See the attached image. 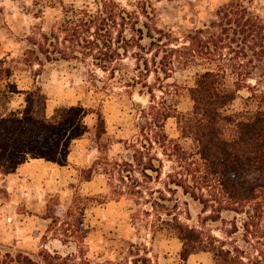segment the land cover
Wrapping results in <instances>:
<instances>
[{
  "label": "rangeland",
  "instance_id": "1",
  "mask_svg": "<svg viewBox=\"0 0 264 264\" xmlns=\"http://www.w3.org/2000/svg\"><path fill=\"white\" fill-rule=\"evenodd\" d=\"M92 1L0 0V58L13 67L18 90L0 86L2 114L23 111V91L30 90L37 116L53 117L82 103L100 110L105 120V133L98 137L97 115L84 118L82 137L72 142L64 163L28 159L12 171H0L1 253L22 251L37 260L41 252L57 253L65 264H215L209 252L181 258L182 242L170 222L177 216L183 224L224 240L226 247L240 248L246 262L260 256L264 262V235L256 237L264 225L263 201L246 205L248 218L231 209L234 205L216 188L204 187L195 142L182 135L176 117L164 118L169 112L192 110L188 88L203 66L186 65L172 48H156L157 67L151 65L148 75L141 73L144 65L134 56L141 48H129L126 57L112 61L97 51L75 55L70 50L69 60H55L65 48H49L52 59L41 56L42 66L22 61L31 38L40 40L43 32L60 24L64 7ZM119 1L133 9L134 0ZM229 1L160 0L154 7L159 27L181 36L210 22L216 9ZM249 5L264 13V0ZM256 76L258 82H248L264 92V71L259 68ZM252 93L242 90L232 110L254 107ZM151 160L159 178L152 169L149 177L140 171ZM91 165L99 174L84 181L80 170ZM77 194L103 198L100 204L87 205L84 239L74 231L80 216L72 208Z\"/></svg>",
  "mask_w": 264,
  "mask_h": 264
},
{
  "label": "trees",
  "instance_id": "2",
  "mask_svg": "<svg viewBox=\"0 0 264 264\" xmlns=\"http://www.w3.org/2000/svg\"><path fill=\"white\" fill-rule=\"evenodd\" d=\"M157 1L160 0H134L131 10L119 0H93L82 7L72 3L63 8L59 25L43 32L40 40L31 38L22 61L42 66L41 56L52 59L49 48H65L55 60H69L71 56L67 51L70 50L75 55L97 51L110 61L126 57L129 48H141L143 52L134 56L139 65H144L141 73L148 75L151 65L157 64L156 48H172L185 59L186 65L203 66L202 70H196L194 84L188 88L192 110L187 114L169 112L164 118L176 117L182 135L195 142L204 187L216 188L219 196L234 205L231 209L247 213L251 218L245 210L246 205L257 200L264 203V92H258L257 85L248 82L250 79L258 82L257 71L259 68L264 71V13L249 5L253 0H230L216 9L210 22L181 36H172V32L158 25L154 7ZM180 38L185 40L181 46ZM150 53L151 58L148 57ZM101 69L109 70L106 66ZM13 77V67L0 58V86L18 92ZM245 88L253 90L250 97L255 106L232 110ZM23 93L26 95L23 111L5 116L0 108L2 172L12 171L32 158L64 163L72 142L82 137L83 121L90 113L97 115V136L105 133V120L100 110L77 103L53 117H40L36 115L30 90ZM148 169L155 171L159 178L160 171L153 160L140 171L149 177ZM80 172L84 181H91L99 174L93 165ZM177 183L183 187L182 183ZM119 194H123L122 190ZM102 199L100 194L74 197L72 208L79 209L80 214L74 231L79 239L86 237L87 205L100 204ZM219 217L217 214L216 218ZM261 218L264 219V205ZM170 222L175 225L176 236L182 242L180 255L184 260L194 253L209 252L215 264H264L261 256L256 262H246L240 248L226 247L224 240L183 224L177 216ZM243 226L249 229L246 221ZM256 235L257 238L264 235V225ZM65 262L66 259L57 253L41 252L37 260L22 251L2 254L0 250V264Z\"/></svg>",
  "mask_w": 264,
  "mask_h": 264
},
{
  "label": "crops",
  "instance_id": "3",
  "mask_svg": "<svg viewBox=\"0 0 264 264\" xmlns=\"http://www.w3.org/2000/svg\"><path fill=\"white\" fill-rule=\"evenodd\" d=\"M10 115H11V114H10ZM5 116H6V115H5ZM76 140H77V139H76ZM69 155H70V150H69V152H68V157H67V158H69ZM32 159H33V158H32ZM32 159H31V160H32ZM33 160H41V159H40V158H39V159H38V158H34ZM48 162H50V163H56V162H51V161H48ZM56 164H57V163H56ZM83 167H84V166H83ZM92 180H93V179H92ZM192 255H194V254H191L190 256H192ZM190 256H189V257H190ZM189 257H188V258H189Z\"/></svg>",
  "mask_w": 264,
  "mask_h": 264
}]
</instances>
